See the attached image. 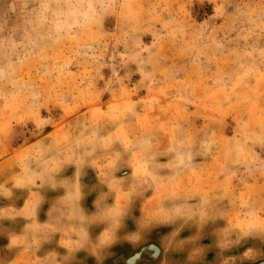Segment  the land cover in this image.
<instances>
[{
  "label": "rangeland",
  "instance_id": "1",
  "mask_svg": "<svg viewBox=\"0 0 264 264\" xmlns=\"http://www.w3.org/2000/svg\"><path fill=\"white\" fill-rule=\"evenodd\" d=\"M167 228L264 258V0H0V264Z\"/></svg>",
  "mask_w": 264,
  "mask_h": 264
},
{
  "label": "crops",
  "instance_id": "2",
  "mask_svg": "<svg viewBox=\"0 0 264 264\" xmlns=\"http://www.w3.org/2000/svg\"><path fill=\"white\" fill-rule=\"evenodd\" d=\"M19 191V190H18ZM18 193V192H17ZM7 202L11 203V204H15L18 201V197L15 196L14 198H11L9 200H6ZM4 223V222H2ZM13 223V222H11ZM169 229V233H167V235H165L162 239H161V245L163 247V264H223L221 263V260H216V259H210L209 258V254L210 253H214L217 251H213L211 248V245L208 246H204L203 247H198L197 244H195L192 241V237L193 234L189 233L188 237H183L182 233L181 234H176L175 229H171V228H167ZM127 237H129L130 235H132V233H126ZM129 242L132 243L131 240H129V238H125V242ZM143 241H146L143 240ZM143 241L141 243H143ZM124 243V242H123ZM141 243H133V246H138ZM116 245V244H114ZM112 245V246H114ZM111 246V247H112ZM111 247L109 248V250L111 249ZM215 247V246H212ZM205 248L206 253L203 254H198L197 255V250L199 251H203V249ZM186 251H188V253H186ZM255 251H258V248L255 249ZM200 253V252H199ZM241 253V259L242 260H238L239 263L238 264H254L257 263L262 259L259 260H250V259H244L243 255L245 254V250L243 249L242 251H240ZM179 254V257H176V255ZM203 255V256H202ZM176 258V259H175ZM238 258V257H237Z\"/></svg>",
  "mask_w": 264,
  "mask_h": 264
},
{
  "label": "flooded vegetation",
  "instance_id": "3",
  "mask_svg": "<svg viewBox=\"0 0 264 264\" xmlns=\"http://www.w3.org/2000/svg\"><path fill=\"white\" fill-rule=\"evenodd\" d=\"M167 233H169V229H158L138 246L129 244L112 246L110 255L101 262H97L98 260H88L87 262L80 260L77 264H163L164 251L161 245V239ZM179 256V254L176 255V257Z\"/></svg>",
  "mask_w": 264,
  "mask_h": 264
},
{
  "label": "water",
  "instance_id": "4",
  "mask_svg": "<svg viewBox=\"0 0 264 264\" xmlns=\"http://www.w3.org/2000/svg\"><path fill=\"white\" fill-rule=\"evenodd\" d=\"M137 257H138V256H137ZM137 257H136V259H138ZM132 262H133V261H132ZM132 262H131V263H132ZM128 263H130V261H128ZM254 264H264V259L261 260V261H259V262H257V263H254Z\"/></svg>",
  "mask_w": 264,
  "mask_h": 264
}]
</instances>
